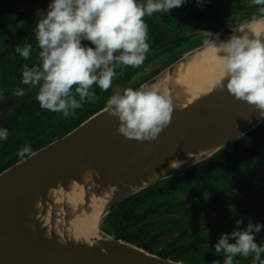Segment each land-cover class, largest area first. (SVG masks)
Returning a JSON list of instances; mask_svg holds the SVG:
<instances>
[{
  "label": "water",
  "instance_id": "1",
  "mask_svg": "<svg viewBox=\"0 0 264 264\" xmlns=\"http://www.w3.org/2000/svg\"><path fill=\"white\" fill-rule=\"evenodd\" d=\"M249 12L254 14L252 17L258 15L257 8ZM253 18L235 25L247 24ZM227 19L213 26L220 28ZM235 25L220 34V39L231 35ZM187 47L178 49L162 66L149 71L132 87L139 88L155 80L204 45L202 42ZM104 108L66 134L51 138L35 149V156L20 159L0 172V264H200L167 257L118 237L108 231L105 223L119 203L157 189L175 176L209 161L264 124V117L246 101L235 99L226 87L223 91L214 89L191 104L174 109L171 124L159 138L142 143L119 134L118 118L111 117ZM198 152L204 154L159 174L161 169L168 168L169 160ZM89 169L96 173L97 188L110 193L97 224L102 238L91 247L76 239L63 240L60 230L70 221V209L65 206V214L57 218L60 202L56 203L55 193L51 194L52 191L63 194L62 190L73 180L78 181L80 172ZM86 196L84 208L91 201V196ZM48 212L49 220H53L50 235L42 222Z\"/></svg>",
  "mask_w": 264,
  "mask_h": 264
},
{
  "label": "clouds",
  "instance_id": "2",
  "mask_svg": "<svg viewBox=\"0 0 264 264\" xmlns=\"http://www.w3.org/2000/svg\"><path fill=\"white\" fill-rule=\"evenodd\" d=\"M204 0H197L202 6ZM187 0H52L46 15L35 27L38 63L24 65L21 83L37 89L36 99L42 109L73 115L85 103L97 100L92 90L113 89L104 111L118 118L117 132L126 139L139 142L155 141L167 128L178 108L175 98L154 85L139 88L116 86V69L123 66L140 67L149 51V25L145 16L168 14L182 7ZM258 10L247 24L235 25L227 40L220 34L202 30L205 48L211 47L219 61V74L213 88L254 106L264 117V0H250ZM87 40L93 46L83 43ZM32 44L15 48L25 60L32 55ZM204 57L201 56V60ZM18 93L23 89L18 88ZM9 130L0 127V140H7ZM37 153L25 143L18 156L23 161ZM180 163L171 162V167ZM264 224L237 219L231 233H224L215 243V253H223V264H234L237 256H252V264H264V244L257 243L256 234ZM235 242H231V241ZM78 243L90 242L85 237ZM213 264H219L216 260Z\"/></svg>",
  "mask_w": 264,
  "mask_h": 264
},
{
  "label": "flooded vegetation",
  "instance_id": "3",
  "mask_svg": "<svg viewBox=\"0 0 264 264\" xmlns=\"http://www.w3.org/2000/svg\"><path fill=\"white\" fill-rule=\"evenodd\" d=\"M51 2L52 0H0V127L9 130L8 139L0 140V171L20 160L18 150L25 143L35 150L50 140L43 141L49 132L54 136L52 139L66 134L104 107L113 94L112 88L105 92L94 85L92 90L96 93L97 100L85 103L73 115L65 118L62 113L42 109L36 99L37 89L21 83L24 65L31 67L38 63L39 48L35 39V27L39 18L47 14ZM193 2L194 0H187L182 7L174 8L168 14L154 13L152 16H145L149 25L150 51L140 67L117 68L113 88L132 87L146 76L139 74L147 71L145 69L153 61H159V65L154 68L158 69L178 49L185 47L195 36H200V31L209 29L210 25H214L222 17L232 15L236 10L235 5H238L237 0H224L220 3L222 10L220 9L219 17L213 11L210 17H207L210 12H200L197 14L198 21L192 18L184 21ZM204 2L206 9L208 2ZM246 3L248 7H254L249 5L250 2ZM184 25H191V28L186 30L181 27ZM26 43L33 46L28 60L15 51L17 45L23 47ZM19 70L21 74L15 77V72ZM18 88L23 91L18 93ZM263 148L264 125L248 133L237 150L228 149L201 165V169L197 166L190 173L161 186L157 192L161 204L158 214H162V220L156 221L158 223L154 230L149 229L148 232L133 236L153 249L159 247L158 250L162 253H177L179 245L187 240L198 241L199 237H207L215 245L222 234L233 231L235 221L239 218L245 220V226L249 220L257 223L253 210L258 213V223L264 224ZM225 183L226 186L222 188L220 185ZM156 197L150 196V199ZM211 213V218H207ZM201 223L206 225L201 228ZM166 227L171 229L167 230ZM174 232L182 233L176 244L161 247L165 239ZM160 237H164L162 241L159 240ZM198 245L205 250L204 241ZM198 254L196 251L186 253L189 256ZM223 260L224 254L217 258L219 264H223ZM214 261L216 260H209L205 264H213Z\"/></svg>",
  "mask_w": 264,
  "mask_h": 264
},
{
  "label": "bare ground",
  "instance_id": "4",
  "mask_svg": "<svg viewBox=\"0 0 264 264\" xmlns=\"http://www.w3.org/2000/svg\"><path fill=\"white\" fill-rule=\"evenodd\" d=\"M260 27H264V25L258 26V30ZM230 36L220 40H227ZM201 56L204 57L203 60H201ZM218 74L219 61L214 55L213 49L202 47L179 60L172 68L146 85H154L167 91L175 98L179 107H183L213 91L212 82ZM202 154L204 153L198 152L197 154H188L171 159L168 161L170 163L168 168L161 169L159 174H165L167 171L174 169L170 166L174 160L176 163H180V167L193 157H201ZM80 173L78 181L73 180L67 189L62 190L63 194L57 191H52L51 194L55 193V202H60L57 218H61V215L65 214V206L70 209V221L60 230L64 237L63 240H77L78 238L83 240L86 237L90 244H94L102 238L97 224L110 198V193L108 194L104 189L97 188L96 173L93 170L89 169ZM90 191L96 194L90 193ZM86 195L91 196V201H88L87 207L84 208L83 202L88 197ZM50 215L51 213L48 212L46 216L42 217L47 235H50L53 231L52 227H49L53 221L49 220Z\"/></svg>",
  "mask_w": 264,
  "mask_h": 264
},
{
  "label": "trees",
  "instance_id": "5",
  "mask_svg": "<svg viewBox=\"0 0 264 264\" xmlns=\"http://www.w3.org/2000/svg\"><path fill=\"white\" fill-rule=\"evenodd\" d=\"M262 125H264V124H262ZM262 125H260V126H262ZM255 129H253V130H255ZM244 137H242L238 142H236L234 146L224 149L221 153H223L224 151H226L228 149L237 150V148H239L241 146L242 140L244 139ZM221 153H219L218 155H220ZM193 169L194 168L184 172L183 174L175 176L169 182L175 180L178 177H181L183 175L190 173L191 171H193ZM169 182H167V183H169ZM167 183H165V184H167ZM165 184H163V185H165ZM163 185H161V186H163ZM161 186H159L157 189L150 190V191L143 193L141 195L130 197V198L126 199L125 201L119 203L116 206L114 212L109 216V220H111V228L108 229V231L115 233V235L118 237H122L124 239L129 240V241L144 245L149 249H153L150 246L143 244L140 240H137V238L133 235L138 234V233H142V232H148V230L150 228L152 229V228H154V226L157 225L158 222L156 223V221L162 220V214H158V211L160 210L161 204H160V201L158 200V198L160 199V197H159V194L157 192ZM201 190L202 189H199V191H201ZM154 195L157 197L155 199H150V196H154ZM239 219H241V218H239ZM244 222H245V220H244ZM166 229L169 230L171 228L166 227ZM166 229H164V231ZM181 234L182 233H180V232H176V233L174 232V233L170 234L169 237L165 239V241L163 243L164 246L163 245L162 246L166 247V246H171L173 244H176V242H177V240ZM197 240L198 241H194V239L193 240H187L184 244L179 245L178 246L179 251H177V253H173V252H170V253H164L163 252L162 253L161 251H159V252L161 254H163L164 256H167V257H172L174 259L186 260V261L192 262L193 260H191L189 255H186V253L188 251H191V252L196 251L199 253L200 250H202V249H201V245H198V243H201L202 241H204V243H205L204 249H206V248L209 249L208 246H212V247L215 246L212 242H210V240L207 237H203V238L199 237V239H197ZM256 240H257V243L264 244V231L261 232L260 234L256 235ZM231 242H235V241L233 240ZM211 249L212 248H210L209 251ZM206 254H208V253L206 252ZM212 254H215V247H214V251L211 254H209L203 261H196V262L194 261V262L200 263V264H205L209 260H217V258L220 257V256L218 257L215 255H212ZM222 255H223V253H222ZM236 258L237 259L234 260L235 264H252V256L243 257V258L236 257ZM261 258L264 259V254H262Z\"/></svg>",
  "mask_w": 264,
  "mask_h": 264
},
{
  "label": "rangeland",
  "instance_id": "6",
  "mask_svg": "<svg viewBox=\"0 0 264 264\" xmlns=\"http://www.w3.org/2000/svg\"><path fill=\"white\" fill-rule=\"evenodd\" d=\"M204 1H206V2H208V4H207V6H206V9L204 8V4H205V2H203V4H202V6L201 5H199L198 3H197V0H194V2H193V4H192V6H190V8H189V10L187 11V13H186V16L187 17H184V21H187V20H189V19H194L195 21H198L199 19H197L198 18V13H200L201 12V14H206L207 12H210L208 15H207V17H210V15L212 14V12L211 11H213L214 13H218L217 15H218V17H219V13H220V9L222 10V5L220 4V3H222V2H224V0H204ZM238 1V5H235V11H234V13L232 14V15H229V16H226V17H222L220 20H218V21H222V20H224V19H227L228 17H230L229 19H227V20H225L222 24H221V26H220V28H218L217 26H213V25H210L209 27V29H207L208 31H211V32H214V33H219V34H223V33H225L226 31H228V29L227 28H230V26H232L233 24L235 25V24H238V23H242V22H246L247 20H249L248 18H253L252 17V15H254L253 13H250L249 11H251L252 9H254V8H256V7H248V4L246 3V2H250V0H237ZM209 2H210V4H209ZM212 8H214L213 10H211V7ZM250 5V4H249ZM220 6H221V8H220ZM229 6V5H228ZM251 6V5H250ZM249 12V13H248ZM248 17L247 19H245V17ZM207 17H206V19H207ZM205 19V20H206ZM242 19H245V20H242ZM228 21V22H227ZM225 22H227V23H225ZM212 26V27H211ZM181 27H184V28H186V30H188V29H190L191 28V25H189V26H186V25H184V26H181ZM217 28V29H216ZM195 32V31H194ZM196 33H198V32H196ZM196 33H194V34H196ZM194 37V36H193ZM83 42H85L84 44L85 45H87V46H93L94 47V45H91V43L89 42V41H87V40H84ZM193 42H195V44H199V43H202L203 42V37L200 35V36H195V38H194V40H192L191 42H189L188 44H187V48H189V47H192V46H194V45H192V43ZM158 62L159 61H153L148 67V69H145V70H147L148 72L149 71H152V70H154V68L157 66V65H159L158 64ZM161 62V61H160ZM1 70V69H0ZM147 71H143L141 74H139V76H144L145 74H147L148 72ZM1 72V71H0ZM21 74V70H19V71H17V72H15V74H14V76L16 77L18 74ZM136 79V77H134L133 78V80H135ZM54 136L52 135V136H48V137H46V140H49V139H51V138H53ZM263 151H264V148H263ZM211 160V159H210ZM204 163H206V162H204ZM204 163H201L200 165H198V168H202V166L201 165H203ZM222 188L224 187V186H226V183L225 184H222V185H220ZM220 187V188H221ZM212 209H213V207H212ZM213 213V212H212ZM212 213L211 214H209V216H207V218H211V216H212ZM252 213H254V217L256 218V222L258 223V221H259V217H258V213L256 212V211H252ZM204 225H206V224H204V223H201V225H200V227L202 228ZM105 226L107 227V229H110L111 228V220H107L106 221V223H105ZM151 229V228H150ZM155 228H152V230H154ZM222 232H224V231H222ZM152 233V232H151ZM149 234H150V232H149ZM168 235V233L167 234H164V236H167ZM164 237H160V239L159 240H161L162 241V239H163ZM164 246V245H163ZM162 245H161V247H163ZM208 248L210 249V248H212L210 251H209V249H205V250H201L200 252H199V254L198 255H190L189 257L191 258V260H193L192 262H196V261H203L209 254H211L213 251H214V247H212V246H208ZM158 249H160L159 247H158ZM158 249H153V250H157V251H159ZM206 252L208 253V254H206ZM189 254H192V253H189ZM212 255H215V256H222V253H215V254H212Z\"/></svg>",
  "mask_w": 264,
  "mask_h": 264
}]
</instances>
